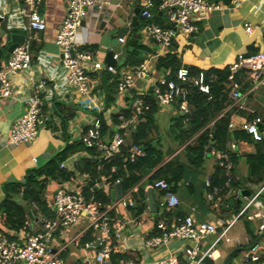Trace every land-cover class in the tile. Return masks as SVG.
Here are the masks:
<instances>
[{
    "label": "crops",
    "instance_id": "0c3cea01",
    "mask_svg": "<svg viewBox=\"0 0 264 264\" xmlns=\"http://www.w3.org/2000/svg\"><path fill=\"white\" fill-rule=\"evenodd\" d=\"M209 1L213 2V0ZM98 2L97 6L88 9L84 25L78 31L76 40L78 52H93L97 61L107 66L105 65L106 56L111 51L117 61V68L121 67L122 73L128 71L126 67L122 66L126 61L127 42L131 36H140L142 43L150 48L151 52L145 54L144 61L158 55L159 46L149 38L145 31L146 22L140 16L137 27L130 29L124 37H120L121 30L129 27L132 23L134 11L141 6L142 1L98 0ZM215 4L220 5L221 9L195 16L194 25L197 32L192 36L180 35L173 42L172 47L164 53V56L173 52L178 55L183 67L207 72L211 69L229 68L239 57L264 52V0H248L239 7L226 6L223 2ZM22 11L23 6L19 0H0V18L2 19L0 23V53L3 52V56L0 58V70L7 63L5 57L11 44L12 31H26L24 28L27 25V20L23 17ZM39 12L45 18L47 28L43 32H27L25 44L28 42L30 46L31 67L28 71L10 76L13 94L9 98L0 100V205L6 199L4 187L10 183H24L29 172L44 167L67 146L66 136L70 137L69 144L80 141L81 132L91 126L96 116H101L110 131L109 136L104 139L109 140L119 126L115 125L114 117L128 109L129 96L143 97L148 93H155V84L166 78L156 70L158 59L164 57L162 55L153 60L155 64L149 79L137 81L129 96H122L117 91L115 102L107 106L101 78H98L97 72L94 73L89 69L88 77L93 84V89L98 85L101 86V90L94 91V94L97 104L103 110L93 112L84 109L76 100L72 90L66 86L62 55L56 45L57 34L67 13L66 2L65 0H44L39 7ZM152 23L162 28H172L173 26L166 11L162 10L154 12ZM246 24L255 28L251 35L246 33L244 27ZM121 39H124V42ZM103 73L104 71H102V75ZM168 74L169 72L166 73V76ZM43 82L49 87L57 83L59 90L45 98L44 115L39 129L41 138L33 143L10 144L8 138L12 127L24 115L27 99L36 92H41L44 95ZM246 89L245 85L243 91L245 92ZM58 103L75 109V118L69 122L66 130L63 129L62 122L55 111V104ZM242 103L245 109L241 110V114L236 113L232 116L230 124H233V129L230 130L241 131L243 123L260 118L262 123L259 128L264 142V89H258L251 94L246 93ZM186 115L189 114L183 113L181 104H174L169 108L159 106V112L154 118V132L150 136L151 142L156 143L163 154L168 155L174 152L170 159L178 156L184 166L183 179L174 190L180 200V205L172 211L165 210L161 207L162 192L153 190V199L158 212L156 214L151 212L147 190L150 189L149 186L153 182L151 178L156 170H148L143 175L135 174V177H141V179L130 191L125 189L121 180H118L120 182L114 184L106 195L109 199L108 204H117L113 216L118 221L127 224L123 233L125 251L120 258L142 261L143 264H156L166 261L172 256L182 257L187 248L199 247L200 253L204 254L217 241L227 225L240 213L246 199L251 198L264 187V182L254 184L248 179L246 156L255 154L256 147L261 142L253 138L252 143L235 142V150L229 146L230 152H235L238 155L236 163H232V179L240 184V187L234 189L230 182L226 183L222 189L212 186L211 182V188L207 189L206 182L214 175L217 165V159L212 152L217 150L207 149L201 169L188 167L184 156L185 146L179 147L178 141L171 133L176 121ZM133 119H136L135 115L127 120ZM136 126L135 122L131 127V133L127 136V144L133 143ZM228 156L230 159V155ZM70 159L78 162L76 172L68 171L73 176L71 181L83 179L84 175H89L81 172L79 167L85 161L91 160L88 151H78L71 155ZM113 171L116 169L113 168ZM65 183L49 182L44 195L49 215H53L49 205L54 194ZM116 185H121L124 192L119 198H117V192L114 189ZM142 188H144V193L141 192ZM215 188L219 189L218 194H214ZM224 189L227 191L223 192ZM139 200L145 205V211L137 217L136 208ZM18 201L23 204L21 199ZM230 201L235 202L233 206L227 205V202ZM237 206L240 207L239 212H236ZM34 210H36L35 206ZM27 213L26 224L32 220L33 214L29 208ZM178 217H192L198 223L212 224L216 227V232L199 243L175 240L154 251L144 248L147 238L159 234V231L156 230L159 220H164L168 225H172ZM259 224V220H248L246 217H242L234 223L224 239L214 246L209 258L212 264H225L229 256H232L231 264H264V234L259 232ZM80 227L83 228L79 230ZM84 228L85 225L80 224L71 230L70 235L79 234ZM19 231H13L3 225L0 215V232H4L9 239H15ZM255 236L259 237L255 239ZM256 242L260 246L259 260L245 263L243 261L245 253ZM85 244L79 243L78 246L71 247L65 253L68 263H81L87 253L92 255V250L84 252ZM234 254L238 255L234 257Z\"/></svg>",
    "mask_w": 264,
    "mask_h": 264
},
{
    "label": "built area",
    "instance_id": "2783aa9c",
    "mask_svg": "<svg viewBox=\"0 0 264 264\" xmlns=\"http://www.w3.org/2000/svg\"><path fill=\"white\" fill-rule=\"evenodd\" d=\"M140 18L146 22L145 31L149 38L159 46L158 55L147 58L138 67L128 69L122 73L117 67L104 66L97 61L93 52L77 51V34L86 19L88 9L99 4L98 0H65L67 13L56 37V45L62 55V66L66 73V86L72 90L76 100L84 109L93 112H101L103 109L96 102L93 84L88 74L89 69L94 73L98 70L107 71L114 76H120L117 81L118 94L129 96L137 81L149 79L152 73L154 59H158L166 53L173 42L180 35L192 36L197 32L194 25V17L220 10L221 6L209 0H141ZM248 0H232L231 5L239 7ZM23 6L22 15L27 20L25 30L28 32H43L47 28L46 20L39 12V7L44 0H19ZM166 11L172 28H162L154 23V12ZM246 33L251 35L255 28L249 24L245 26ZM124 42V39H121ZM115 59V58H114ZM116 60V59H115ZM32 64L30 46L27 42L18 47L7 60L6 66L0 70V100L9 98L12 94L10 76L28 71ZM229 79L234 82L229 97L233 102L232 107L244 110V95L251 94L258 89H264V52H258L249 56H242L229 67ZM241 75L242 81H237ZM43 84L44 95L36 92L26 101V111L13 125L8 142L13 145L21 143H33L37 139L38 131L45 109V98L59 90V85ZM246 91H243L244 86ZM186 86L198 88L202 93L209 94L210 87L204 73L192 76L190 71L183 67L176 75V80L163 78L154 86V92L159 106L169 108L174 104H181L184 114H190V108L186 104L188 89ZM132 109L136 117H140L144 110L142 98H136L132 103ZM120 124L109 140L102 137V121L96 116L91 126L81 132L80 142L88 150H94L100 163L120 155L123 149H128L126 161L135 163L145 156L144 150L134 143L127 144V136L131 133V127L136 119L127 120L119 117ZM260 118L252 122H245L241 131L252 136L256 141H261L262 134L259 125ZM233 129V124L229 125ZM131 130V131H130ZM230 148L236 149V143L231 142ZM213 156L220 160L223 175L232 179V163L227 154L213 151ZM78 162L67 160L61 168L76 172ZM101 166L99 167V170ZM81 178V177H80ZM115 183L107 177L100 176L94 180L89 175L83 179L72 180L63 184L54 194L49 208L53 215L38 212L32 214V220L19 231L15 239H9L4 232H0V264H143L142 261L117 258L124 254L123 233L126 223L118 221L113 216L117 204H103L95 199V195L101 192L105 195ZM163 194L161 207L172 211L180 205L177 194L165 180H154L149 186ZM206 188H211V181L206 182ZM219 189H214L218 194ZM239 194V193H238ZM264 187L254 196L246 199L245 205L234 220L227 225L217 241L205 252L200 253L199 247L187 248L182 257L172 256L166 261L156 264H205L210 258L215 245L223 240L229 228L242 217L248 220H259L258 230L264 234ZM36 209V207H35ZM37 210V209H36ZM251 212V213H250ZM84 224L85 228L76 235H70L71 230ZM158 235L149 237L144 242V248L149 251L163 248L171 241H190L199 243L216 232V227L208 223H198L192 217H178L172 225L159 220L156 224ZM89 235L90 241L84 246V252L92 250V255H86L81 263H68L65 253L73 246H78L84 235ZM260 246L257 244L245 253V263L259 260Z\"/></svg>",
    "mask_w": 264,
    "mask_h": 264
},
{
    "label": "trees",
    "instance_id": "16d2710c",
    "mask_svg": "<svg viewBox=\"0 0 264 264\" xmlns=\"http://www.w3.org/2000/svg\"><path fill=\"white\" fill-rule=\"evenodd\" d=\"M2 51V50H1ZM151 52L150 48L142 43L140 36L133 35L127 42L126 61L122 67L133 69L143 63L145 54ZM3 52L0 53V58ZM121 67L117 68L119 73ZM183 68L178 55L170 52L164 57L158 59L156 64L157 72L161 73L167 80H176L177 72ZM192 76H198L200 73H205L196 68H188ZM169 74L166 76V73ZM207 73V84L210 87V93L204 94L198 88L186 86L188 89V97L186 104L190 108V114L181 117L171 129V133L175 136L179 147H184V156L188 167L191 169H201L204 165V155L207 149H215L224 154L230 155L231 163L235 164L238 155L230 152L231 142L252 143L253 137L244 131H232L229 128L231 118L234 114H241V110L232 107L233 102L229 97L230 91L233 88L234 82L229 79L230 70L211 69ZM118 76H114L107 71H104L101 81L103 91L105 93V104L109 106L115 102L117 95ZM237 81L241 83V75L237 76ZM132 94V91L130 92ZM130 95V94H129ZM136 98H142L144 102V110L140 117H136V129L133 133V143L141 147L145 156L140 158L135 163L126 161L128 149H123L120 155L109 160H100L94 150L86 149L80 141L69 144L70 137L66 136L67 146L57 156L51 159L44 167L32 170L27 175L24 183H10L4 187L6 195L5 201L0 205V215L2 216L3 225L8 226L13 231H19L24 228L28 220L27 209L29 208L33 214L38 212L49 215L47 203L44 199L45 191L47 190L50 181L65 183L70 182L72 174L61 168V165L66 162L71 155L78 151H88L91 160L80 164V170L83 173L89 174L94 180L100 176L107 177L111 182L115 183L118 180L123 182L126 190H132L139 183L140 178L135 177V174L143 175L148 170H156V173L151 178L154 180H165L170 184L174 191L183 179L184 166L180 162V157H170L174 154L171 152L168 155L163 154L161 149L156 146V143L151 142L150 136L154 132V118L159 112V104L155 93H148L143 97L133 95L129 96L128 109L123 110L120 115L126 119L134 116L132 103ZM55 111L62 122L63 129L66 130L70 121L75 118V109L65 104H55ZM114 117L115 125H119V117ZM102 121V137L109 136V127L100 116ZM249 121H252L249 119ZM246 164L248 166V179L251 183L261 184L264 182V142L263 139L256 147V153L246 156ZM101 166L100 171L98 170ZM113 168L116 171H113ZM212 186L224 188L228 181L223 175V168L220 166V160H217V165L214 175L211 177ZM231 186L238 189L240 184L231 179ZM224 189L223 192H226ZM144 193V188L141 189ZM18 199H21L23 204H20ZM97 201L103 204H108L109 199L101 192L95 195ZM34 206L37 210H34ZM236 212H239L240 207H236ZM136 215L141 216L145 211V205L137 202ZM157 230V229H156ZM259 236H255L257 239ZM90 241L89 235H84L80 244L84 245ZM238 254H234V257ZM120 258V257H118Z\"/></svg>",
    "mask_w": 264,
    "mask_h": 264
},
{
    "label": "water",
    "instance_id": "95a60500",
    "mask_svg": "<svg viewBox=\"0 0 264 264\" xmlns=\"http://www.w3.org/2000/svg\"><path fill=\"white\" fill-rule=\"evenodd\" d=\"M138 2H140L141 0H137ZM219 2H223L226 6H230L231 3H232V0H213L212 3H219ZM140 7H137L136 10L134 11V18L132 20V23L130 24L129 27H125L121 30V34H120V37H124V35H126L130 29H134L135 27H137V24L139 23V16H140ZM2 22V19L0 18V23ZM84 25V21L82 22V26ZM27 31H24V30H14L12 31L11 33V44L9 46V48L7 49V54H6V61L9 59V57L11 56V54L15 51V49H17L18 47L20 46H23L25 44V40L27 38ZM105 65L107 66H111V67H117V61L114 59V54L113 52L109 51L107 53V56H106V60H105ZM97 74H98V78H101V75H102V70H98L97 71ZM205 77H207V73L205 72L204 73ZM101 90V86L98 85L95 87L94 91H100ZM151 92H153V90H151ZM115 191L117 192V198L121 197L123 195V188L121 185H116L114 187ZM113 196V194H112ZM147 196L149 198V201H148V205H149V208L151 210L152 213L156 214L158 212L157 210V206H156V203L153 199V189H149L147 190ZM235 202L233 201H230V202H227V205L228 206H233ZM257 245V242L249 248L252 249L254 246ZM231 259H232V256H229L225 262V264H231ZM205 264H212V262L209 260V258L205 261Z\"/></svg>",
    "mask_w": 264,
    "mask_h": 264
},
{
    "label": "rangeland",
    "instance_id": "374dc122",
    "mask_svg": "<svg viewBox=\"0 0 264 264\" xmlns=\"http://www.w3.org/2000/svg\"><path fill=\"white\" fill-rule=\"evenodd\" d=\"M39 133H41V130L38 131L37 139L41 138V136H40L41 134H39ZM37 139H36V141H37ZM44 139H45V138H44ZM243 205H244V204H243ZM81 228H83V227H80V228H78V229L80 230Z\"/></svg>",
    "mask_w": 264,
    "mask_h": 264
}]
</instances>
